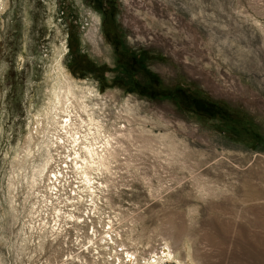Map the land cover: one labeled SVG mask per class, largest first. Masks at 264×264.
Segmentation results:
<instances>
[{"label":"rangeland","instance_id":"1","mask_svg":"<svg viewBox=\"0 0 264 264\" xmlns=\"http://www.w3.org/2000/svg\"><path fill=\"white\" fill-rule=\"evenodd\" d=\"M149 263L264 264V0H0V264Z\"/></svg>","mask_w":264,"mask_h":264},{"label":"bare ground","instance_id":"2","mask_svg":"<svg viewBox=\"0 0 264 264\" xmlns=\"http://www.w3.org/2000/svg\"><path fill=\"white\" fill-rule=\"evenodd\" d=\"M80 109V108H79ZM80 113V112H79ZM79 115V114H78ZM67 116V115H66ZM68 117V116H67ZM71 117V116H70ZM69 120H71V119H69ZM64 121H67V120H64ZM64 121H63V123H64ZM62 125V124H61ZM59 127V126H58ZM79 127V126H78ZM77 129V128H76ZM62 130H64V136H70V134H71V132H70V130H68L67 128H66V126H63L62 127ZM77 133V132H76ZM79 133V132H78ZM75 134V133H74ZM78 135V134H77ZM77 135H76V137H77ZM86 147V146H85ZM88 149V152H89V155H90V153H91V156H93L94 158H96V159H98V154L96 153V151H95V149H93L92 147L91 148H86V150ZM102 155V154H101ZM103 157V156H102ZM102 157H99V162H101V161H103L104 160V158L103 159H101ZM79 159H80V157H79ZM87 177V176H86ZM82 178V177H81ZM83 179V178H82ZM84 181L87 183V179H85L84 178ZM150 264V263H149Z\"/></svg>","mask_w":264,"mask_h":264},{"label":"built area","instance_id":"3","mask_svg":"<svg viewBox=\"0 0 264 264\" xmlns=\"http://www.w3.org/2000/svg\"><path fill=\"white\" fill-rule=\"evenodd\" d=\"M60 144H62V143H57V145H60ZM57 145H54L53 147H52V153H51V155L53 156V157H56V158H58L59 157V154L61 153V151H59L58 149H55V147L57 146ZM63 145V149H64V153L66 154V149H65V147L64 146H67L66 144H62ZM70 147H71V144H70ZM67 155V154H66ZM68 156V155H67ZM71 158H73V159H76L77 157H73V156H71ZM70 158V159H71ZM72 160V159H71ZM73 161V160H72ZM52 173H54L53 171H52Z\"/></svg>","mask_w":264,"mask_h":264}]
</instances>
